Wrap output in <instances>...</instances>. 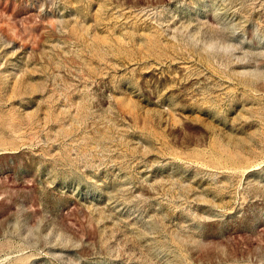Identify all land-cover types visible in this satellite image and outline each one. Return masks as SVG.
<instances>
[{
  "label": "rangeland",
  "instance_id": "374dc122",
  "mask_svg": "<svg viewBox=\"0 0 264 264\" xmlns=\"http://www.w3.org/2000/svg\"><path fill=\"white\" fill-rule=\"evenodd\" d=\"M0 264H264V0H0Z\"/></svg>",
  "mask_w": 264,
  "mask_h": 264
}]
</instances>
